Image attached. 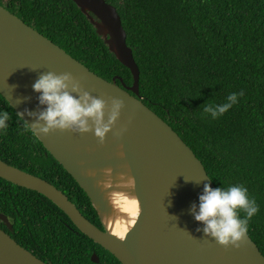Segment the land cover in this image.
<instances>
[{
    "label": "trees",
    "instance_id": "obj_1",
    "mask_svg": "<svg viewBox=\"0 0 264 264\" xmlns=\"http://www.w3.org/2000/svg\"><path fill=\"white\" fill-rule=\"evenodd\" d=\"M107 1L117 8L127 32L143 101L192 148L216 187L242 184L256 197L259 212L248 233L264 254V0ZM0 5L98 75L133 84L131 70L74 0H0ZM241 91L244 95L222 116L204 113V105L222 104ZM0 98L15 117L7 138H0V159L53 183L90 221L100 222L79 183ZM19 127L23 137L29 131V147ZM0 213L13 229L2 220L0 226L42 260L122 264L51 199L1 177ZM94 252L99 263L92 261Z\"/></svg>",
    "mask_w": 264,
    "mask_h": 264
},
{
    "label": "water",
    "instance_id": "obj_2",
    "mask_svg": "<svg viewBox=\"0 0 264 264\" xmlns=\"http://www.w3.org/2000/svg\"><path fill=\"white\" fill-rule=\"evenodd\" d=\"M109 50L128 67L132 85L120 76L108 80L70 55L47 36L0 5V94L18 113L43 110L33 84L49 71L71 72L84 90L104 99L124 101L112 130L101 144L94 132L56 129L36 136L89 196L101 229L76 204L46 179L0 159V177L38 191L57 204L96 243L122 264H264V254L249 233L240 246L220 245L205 236L203 222L190 211L199 208L205 183L217 188L203 162L174 128L152 110L140 95V69L127 43V32L117 8L107 0H74ZM121 81V84L118 83ZM73 95H78L73 93ZM21 103H17V100ZM108 108L105 109L107 119ZM20 116V115H19ZM28 124L35 117L20 116ZM123 153V155H121ZM111 168L112 172L105 173ZM94 172V175H90ZM120 173L134 177V187L119 183ZM117 193L130 206L117 204ZM9 229L8 216L0 213ZM201 229L197 231V229ZM92 261L99 263L94 253ZM0 264H49L19 244L0 226Z\"/></svg>",
    "mask_w": 264,
    "mask_h": 264
},
{
    "label": "clouds",
    "instance_id": "obj_3",
    "mask_svg": "<svg viewBox=\"0 0 264 264\" xmlns=\"http://www.w3.org/2000/svg\"><path fill=\"white\" fill-rule=\"evenodd\" d=\"M33 90L41 93L37 99L40 105H46L43 110L33 112L25 109L22 116L35 117L30 125L26 122L25 127L36 135L38 132L47 135L56 129H70L79 133L94 132L102 144L106 134L112 130L120 116L124 101L120 98H111V106L102 98L92 96L89 91L84 90L80 81L71 72L56 74L49 71L41 74L33 84ZM77 93L78 95H73ZM243 91L231 93L222 104H206L203 111L211 114L212 118L222 116L234 104L238 97L243 96ZM17 103H21L18 99ZM107 119H105V109ZM11 119L8 111L0 112V130L6 133L8 121ZM123 155V153H121ZM109 174L111 168L104 170ZM91 172L90 175H94ZM119 183L134 187V177L120 173ZM190 211L196 221L203 222L205 236L214 238L220 245L228 247L240 246V241L249 230L251 218L259 212V204L256 197L249 193L247 187L242 184L229 185L227 187L212 188L205 183L202 194L199 195V208L192 204ZM243 212V217L240 213ZM201 229H197L200 231Z\"/></svg>",
    "mask_w": 264,
    "mask_h": 264
},
{
    "label": "flooded vegetation",
    "instance_id": "obj_4",
    "mask_svg": "<svg viewBox=\"0 0 264 264\" xmlns=\"http://www.w3.org/2000/svg\"><path fill=\"white\" fill-rule=\"evenodd\" d=\"M4 98V97H3ZM0 106H3V109L1 108V110L3 111H8L9 114H10V117L11 119L7 122L8 123V128H7V131L6 133L5 132H0V138L1 140H4L5 138H7L8 134H9V131H11L12 127H14V123H15V117L13 116L12 112H10V109L8 108V106H6L4 104V101L2 98H0ZM19 125V124H18ZM20 128V127H19ZM18 134L20 136V138H24L25 139V144H26V147H29V144H30V140H31V136H30V133L29 131H27L25 133V136L23 137L21 135V128L18 129ZM4 223V222H3ZM94 224H96L98 227H100L101 229H104V226L102 225L101 221L100 222H93ZM5 224V223H4ZM6 225V224H5ZM7 226V225H6ZM96 253V252H94ZM93 253V254H94ZM97 254V253H96ZM98 255V254H97ZM45 262L49 263V264H53L52 260L50 259H47V260H44Z\"/></svg>",
    "mask_w": 264,
    "mask_h": 264
},
{
    "label": "bare ground",
    "instance_id": "obj_5",
    "mask_svg": "<svg viewBox=\"0 0 264 264\" xmlns=\"http://www.w3.org/2000/svg\"><path fill=\"white\" fill-rule=\"evenodd\" d=\"M115 196L117 197L118 206L123 209H128V206H130V201H129L128 196L122 193H117Z\"/></svg>",
    "mask_w": 264,
    "mask_h": 264
}]
</instances>
